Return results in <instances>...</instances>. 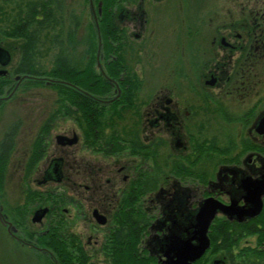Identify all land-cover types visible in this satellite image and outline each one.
<instances>
[{
    "label": "flooded vegetation",
    "instance_id": "flooded-vegetation-1",
    "mask_svg": "<svg viewBox=\"0 0 264 264\" xmlns=\"http://www.w3.org/2000/svg\"><path fill=\"white\" fill-rule=\"evenodd\" d=\"M52 1L54 12L62 1L69 14V0ZM105 1H83L90 21L94 24L95 15L98 27ZM0 4L8 6V0ZM109 5L115 36H96L101 43L100 65L96 62L94 67L108 79V92L85 93L109 103L104 108L109 113L99 119L114 123L116 140L100 148L85 138L72 116H66L80 135L75 131L65 135L77 136L71 145H60L59 134L54 141L69 148L81 141V174L74 173L70 156L64 160L60 155L32 178L42 159L26 175L30 149L23 165L22 201L6 209L0 201V222L9 248L13 244L17 251H32L40 264H60L57 250L63 246L71 257L69 264H113V249L123 243L153 258L150 264H165L161 246L169 237L191 235L196 210L204 199L247 206L248 191L264 177V0H114ZM104 40L112 48L108 61ZM161 42L167 43V49L171 46L163 56V67L154 66ZM0 46L9 53L7 61L4 56L0 59V76L11 77L20 46L15 47L16 62L9 46ZM82 47L79 43V52L88 50L86 43ZM160 68L173 78L150 82ZM203 123H220L225 130L208 131L211 125ZM92 157L100 164L92 162ZM201 164L210 172L200 170ZM63 186L64 194L59 192ZM75 188H93L95 205H89L88 194L75 198ZM28 200L31 203L25 209ZM262 201L256 217L264 210V195ZM38 210H44L43 215L33 221ZM89 210L91 227L84 233L74 231V216L84 218ZM96 214L105 220L99 222ZM256 217L238 221L218 214L210 226L216 218L241 223ZM138 233L142 235L139 242ZM243 246L264 250V241ZM216 254L211 253L210 239L209 248L194 264L199 260L230 264L223 253L212 257Z\"/></svg>",
    "mask_w": 264,
    "mask_h": 264
},
{
    "label": "trees",
    "instance_id": "trees-1",
    "mask_svg": "<svg viewBox=\"0 0 264 264\" xmlns=\"http://www.w3.org/2000/svg\"><path fill=\"white\" fill-rule=\"evenodd\" d=\"M112 1L114 0L105 1L107 3L104 13L102 18H99V30L102 37L115 36L108 11V6ZM53 3L52 0H8V6L0 4V22H2L0 34L6 38L21 40V55L17 68L12 74V76L15 75L14 78L0 76V106L4 101L1 97L16 83H18L17 87L50 86L55 88L58 93L55 111L38 129L32 142L26 175L44 157L50 125L55 118L72 116L83 131L85 138L91 139L94 145H98L100 148H106L111 141H115L117 138L114 123H107L106 120L99 119L109 113L104 112L105 106L109 103L92 99L79 91L90 92L96 96H102L108 92V79H104L106 76L98 73L94 68L97 67L98 52L94 24L91 20L92 24L86 25L83 41L88 50L84 53L79 52L77 49L79 41L76 39V35L81 22L78 16L71 12L67 14L62 1L59 2L57 12H54ZM46 41L52 46H56L57 52L50 65L42 67L37 56L40 50L39 45H43ZM103 43L107 47L104 55L108 61V54L112 52L111 43L107 40H104ZM24 75L28 77L20 80L19 78ZM110 76L113 77L114 72ZM48 80L63 81V84L57 81L48 84ZM17 127V124L10 125L0 138V197L3 193L7 164L15 146ZM106 129L110 131L107 132ZM39 195L43 198V193ZM30 203L29 200L26 201L25 209ZM249 236L256 237L257 244L263 243L264 210L258 217L241 223L216 218L209 231L211 253H223L229 259L230 264H264L263 249L258 246H242L241 241ZM137 237L139 242L142 235L138 233ZM40 241L44 243L45 238L42 237ZM123 245L113 249V264H150L153 260L145 252H140L138 248L134 249L133 246L129 248ZM57 252L60 264H69L71 257L68 256L65 247L59 248ZM79 264H84V261ZM196 264L206 263L199 260Z\"/></svg>",
    "mask_w": 264,
    "mask_h": 264
},
{
    "label": "rangeland",
    "instance_id": "rangeland-1",
    "mask_svg": "<svg viewBox=\"0 0 264 264\" xmlns=\"http://www.w3.org/2000/svg\"><path fill=\"white\" fill-rule=\"evenodd\" d=\"M85 0H69L70 11L72 14L78 16L79 21L81 22V27L78 30L76 37L84 38L86 34V25L87 23H91L90 14L87 4L85 5ZM83 4V5H82ZM7 10V9H5ZM2 25V22H0ZM50 39V37H49ZM80 48L82 49L83 40H79ZM0 44L8 47L12 51V61L16 62L18 59L17 50H15L16 46H20L21 40H14L6 37L0 36ZM166 42H161L158 45L161 53L159 55L158 65L154 66H162V63H165V56L167 55V50L171 49V46L167 49L165 47ZM49 46V48H48ZM39 51L37 59L42 67H47L50 65L51 60L54 54L57 52V47L52 46L47 41L43 45H39ZM161 70L156 71V73L152 76L150 82H164L170 81L169 78H173V76L168 77L165 73L163 74L162 68ZM147 74L144 73V76ZM149 82V77L146 80ZM58 98V93L55 88L50 86H29V87H17L14 92L11 93L10 96L6 97L3 103L0 106V138L2 137L3 132L12 124H17V133L15 136V146L11 153L9 162L7 164L6 173H5V182L3 193L1 194L0 201L4 209L9 208V206H15L20 204L22 201L20 191L23 187V179H26V175L23 170V165L27 160L28 152L31 149L32 142L34 137L36 136L37 130L39 127L49 119L51 114L55 111V104ZM66 116L58 117L54 119L55 128H53L51 132L52 140L47 145L45 158L37 165V168L33 172L34 174L31 176L32 178H36L41 172L47 169L52 164V159L55 156L62 155L65 158L73 159L75 163V171L74 173L81 174L83 164V152L81 151V141L76 147H60L54 141L55 135L63 134L67 136H71V132L75 131L78 135H80L79 130L77 129L75 123L71 120H67ZM202 125H206L207 127L211 125V130L207 128L208 131H224L225 127L220 123H203ZM205 129V128H204ZM203 129V130H204ZM222 133V132H217ZM48 142V139H47ZM79 148H78V147ZM92 162L100 164L101 161L96 160L94 157L91 158ZM67 164V161L65 162ZM200 170H205L207 173L210 170L207 169V165L201 164ZM96 176V174H95ZM78 181H81L79 179ZM59 192L64 194L66 187L59 188ZM63 189V190H62ZM93 188L89 190H85L84 188H75L74 197L81 199L84 195H89L90 198L93 194ZM93 198V197H92ZM90 200L89 205L92 204V199ZM64 205V202L61 206ZM95 205V204H94ZM74 224L73 230L76 232L84 233L91 225L93 224V219L91 216V211L89 210L86 217L76 218L74 216ZM6 235L3 230V226L0 222V264H40L38 260V255L33 253L32 251H17L12 245L9 248V243L6 240ZM256 240V237H246L243 239L242 246L249 243L253 244ZM22 250V249H21ZM221 253H217L212 257L221 256Z\"/></svg>",
    "mask_w": 264,
    "mask_h": 264
},
{
    "label": "water",
    "instance_id": "water-1",
    "mask_svg": "<svg viewBox=\"0 0 264 264\" xmlns=\"http://www.w3.org/2000/svg\"><path fill=\"white\" fill-rule=\"evenodd\" d=\"M92 19L94 20V27L96 30V33L98 36H100L99 27L97 24L96 17L92 16ZM100 41H98V52H97V62L99 64V48H100ZM0 59L3 57L4 59H9V53L8 51L0 46ZM3 59V60H4ZM1 60L2 65L5 64ZM105 76V75H104ZM24 77H28L26 75L20 77L21 80ZM16 79H18L16 77ZM19 80V81H20ZM52 81L62 82L58 80H48L47 83H52ZM66 83V82H64ZM69 84V83H67ZM18 83H16L11 90H7L5 92V95L1 97L2 100H4L6 97L10 96L12 92L17 88ZM72 87L76 89L75 86L71 84ZM78 89V88H77ZM83 95H86L87 97H91L92 99H95L97 101H101L98 97L89 96L87 93L83 92L82 90H79ZM77 141V136L73 135V137H67L65 135H57V142L60 145L65 144H73ZM50 169V168H49ZM264 195V177L257 181L255 185L251 187V189L248 191L245 200L247 202V206H239L237 205V202L231 201L229 204H224L221 201L210 197L203 200L200 207L196 210L195 213V222L192 223L193 231L191 235L187 236L185 239L183 238H171L167 240V243L165 246H161L159 252H162L163 256L167 257V260L163 263L165 264H194L196 260H198L205 251L210 246V238L208 236V229L210 226L211 221L213 218L218 215L222 214L226 216L229 219H237L238 221H242L245 218H252L256 217L262 210L263 201L262 196ZM0 210H1V204H0ZM44 210H38L35 212L33 221L40 220L41 216L43 215ZM96 217L99 222H103L105 219L102 215H97ZM217 262V261H216ZM162 264V263H161Z\"/></svg>",
    "mask_w": 264,
    "mask_h": 264
}]
</instances>
